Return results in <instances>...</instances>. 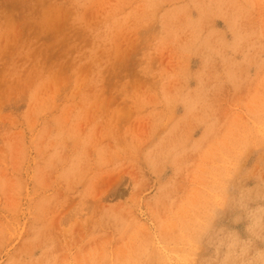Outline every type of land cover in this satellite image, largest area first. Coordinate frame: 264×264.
I'll use <instances>...</instances> for the list:
<instances>
[{"label":"rangeland","instance_id":"374dc122","mask_svg":"<svg viewBox=\"0 0 264 264\" xmlns=\"http://www.w3.org/2000/svg\"><path fill=\"white\" fill-rule=\"evenodd\" d=\"M264 226V0H0V264H198Z\"/></svg>","mask_w":264,"mask_h":264},{"label":"clouds","instance_id":"9594fccd","mask_svg":"<svg viewBox=\"0 0 264 264\" xmlns=\"http://www.w3.org/2000/svg\"><path fill=\"white\" fill-rule=\"evenodd\" d=\"M223 228L214 223L198 237V264H264V226L240 241Z\"/></svg>","mask_w":264,"mask_h":264}]
</instances>
